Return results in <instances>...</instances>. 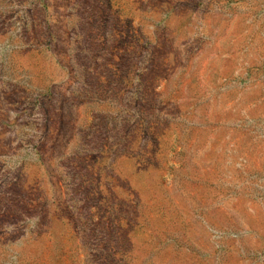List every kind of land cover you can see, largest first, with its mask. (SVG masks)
Returning <instances> with one entry per match:
<instances>
[{"label": "rangeland", "instance_id": "rangeland-1", "mask_svg": "<svg viewBox=\"0 0 264 264\" xmlns=\"http://www.w3.org/2000/svg\"><path fill=\"white\" fill-rule=\"evenodd\" d=\"M0 264H264V0H0Z\"/></svg>", "mask_w": 264, "mask_h": 264}]
</instances>
